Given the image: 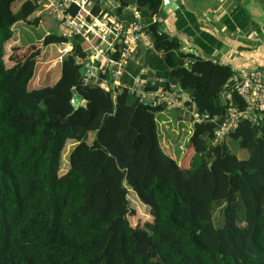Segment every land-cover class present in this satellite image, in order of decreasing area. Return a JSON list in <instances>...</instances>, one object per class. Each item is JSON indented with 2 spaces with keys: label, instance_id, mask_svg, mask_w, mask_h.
I'll list each match as a JSON object with an SVG mask.
<instances>
[{
  "label": "trees",
  "instance_id": "obj_1",
  "mask_svg": "<svg viewBox=\"0 0 264 264\" xmlns=\"http://www.w3.org/2000/svg\"><path fill=\"white\" fill-rule=\"evenodd\" d=\"M118 1V16L132 19L123 14L130 4L141 11L154 44L138 49L124 81L146 68L164 77L166 88L180 86L184 105L204 118L193 123L189 166L163 149L156 120L163 104L86 81L79 35L45 36L44 45L70 42L52 84L32 86L39 50L9 66L13 27L37 24L40 18L30 17L40 4L0 0V264H264V121L241 119L213 143L229 103L246 106L228 83L232 67L213 60L215 38L197 36L204 56L185 52L178 37L162 30L164 0ZM73 89L85 100L77 109ZM228 139L247 158L233 153ZM69 141L74 147L62 172ZM130 191L151 222L131 224Z\"/></svg>",
  "mask_w": 264,
  "mask_h": 264
},
{
  "label": "built area",
  "instance_id": "obj_2",
  "mask_svg": "<svg viewBox=\"0 0 264 264\" xmlns=\"http://www.w3.org/2000/svg\"><path fill=\"white\" fill-rule=\"evenodd\" d=\"M33 1H37L51 14L58 16L61 24L68 28L71 34L82 38L86 50L83 67L86 70L84 76L87 82L91 80L98 83L113 95L126 88L140 101L187 108L184 103L188 95L175 82H170L169 87L166 88L164 77L148 74L142 69L130 83L124 81L126 67L134 58L138 48L144 46L149 50H154L152 38L146 30L148 24L136 6L132 7L133 18L127 19L118 16L115 12L120 6L118 0ZM95 1L100 2L98 12L94 11ZM71 6H77L78 11L73 13L69 10ZM213 60L223 63L216 57ZM232 69L233 75L228 83L238 90L246 106L240 110L233 105V102L229 103L226 119L217 122L219 124H217L213 143L223 141L241 119H247L253 123L264 121V69ZM149 85L157 86V88L147 90ZM223 96L227 100L231 99L229 92H224ZM190 110L194 111V108ZM203 119L198 112H195L192 116V123Z\"/></svg>",
  "mask_w": 264,
  "mask_h": 264
},
{
  "label": "rangeland",
  "instance_id": "obj_3",
  "mask_svg": "<svg viewBox=\"0 0 264 264\" xmlns=\"http://www.w3.org/2000/svg\"><path fill=\"white\" fill-rule=\"evenodd\" d=\"M19 5L20 2L15 7L18 8ZM258 5L260 9L254 24L257 25L256 30L259 32V30H264V7L263 4ZM133 6L134 4H130L127 7L132 9ZM37 17L40 18L37 24L20 21L14 25V36L10 43L7 44L5 55L8 65L14 66L16 62L24 60L38 50L40 51L37 57L36 74L32 80V86H38L41 83L52 84L58 79L60 75V58L66 55L70 47V42L44 45L43 40L46 35L60 34L63 31L57 18L43 6L39 5L35 13L31 15L30 20L34 21ZM250 25L253 24L250 23ZM201 55L204 56V54ZM255 67L264 69V65L260 64L255 65ZM179 108L177 106H165L163 110L156 113V120L165 152L175 158L178 163L185 164L187 162L188 165H186L189 166L191 157L189 154L192 151L190 146V136L193 132L192 116L197 111L195 109L191 111L188 108ZM228 144L233 153L240 158H247L248 152L241 149L237 142L228 139ZM73 147L74 143L72 141H69L66 145L63 153L62 172L67 169L68 156ZM129 194L131 207L134 210V214L130 217L131 224L137 226L151 222L152 217L148 208L140 202L135 192L130 191Z\"/></svg>",
  "mask_w": 264,
  "mask_h": 264
},
{
  "label": "crops",
  "instance_id": "obj_4",
  "mask_svg": "<svg viewBox=\"0 0 264 264\" xmlns=\"http://www.w3.org/2000/svg\"><path fill=\"white\" fill-rule=\"evenodd\" d=\"M174 1L178 5L177 9H180L178 14L176 13L177 9L163 11L158 19L164 32L178 37L183 42L182 47L185 48L184 51L187 50L185 52L195 55L204 54V51L195 43L197 36L205 32L215 38L218 43L212 49L211 55L223 63L237 69L256 68L257 64L264 65V30L258 32L257 25L254 24L260 9L258 4H263L264 7V0ZM123 14L125 16L133 15L132 9H125ZM55 17L59 21L62 34L72 35L70 30L61 24L58 16ZM178 17L185 19L188 26L184 28L185 22H180L179 28ZM187 28L190 29V33H187ZM205 42L209 46H213L210 42ZM134 59L135 55L132 60ZM143 70L148 74L154 73L146 68ZM179 109L184 108L180 106ZM186 164L188 165L187 162L180 165L187 167Z\"/></svg>",
  "mask_w": 264,
  "mask_h": 264
},
{
  "label": "water",
  "instance_id": "obj_5",
  "mask_svg": "<svg viewBox=\"0 0 264 264\" xmlns=\"http://www.w3.org/2000/svg\"><path fill=\"white\" fill-rule=\"evenodd\" d=\"M178 8L177 3L174 0H164L163 1V5H162V10L163 11H175ZM85 69L83 66L80 67V72L82 73V75L85 74ZM73 96L71 99L72 105L74 107V109L79 108L81 105L84 104L85 100L84 98L77 92L76 89L72 90Z\"/></svg>",
  "mask_w": 264,
  "mask_h": 264
}]
</instances>
